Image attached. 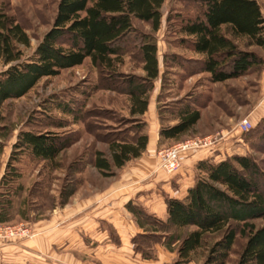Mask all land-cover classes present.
<instances>
[{
  "label": "trees",
  "instance_id": "trees-1",
  "mask_svg": "<svg viewBox=\"0 0 264 264\" xmlns=\"http://www.w3.org/2000/svg\"><path fill=\"white\" fill-rule=\"evenodd\" d=\"M163 1L58 0L51 26L30 57L22 61L17 45L27 46L28 36L12 17L0 14V63L8 65L0 71V105L24 95L41 78L79 65L86 58L104 71V77L116 78L117 64L126 53L123 44L133 40L143 74L126 77L125 94L129 114L141 115L152 82L158 76L157 54L153 37L139 31L133 21L148 22L151 31H156ZM181 1L184 12L175 16L181 33L178 41L197 56L164 54L165 67L171 59L184 76L205 73L208 81L220 82L263 63L254 51L241 49L236 43L237 38H245L247 44L264 50V16L256 0ZM189 6L192 13L186 12ZM178 102L179 106L171 112L176 123L160 127L159 138L176 139L199 118L193 101ZM145 143L146 135L136 123L131 140L111 141L107 155L94 151L92 166L104 176L112 175L113 167L119 168L139 156ZM67 144L54 134L20 131L12 147H24L34 157L52 160ZM11 158L0 176V185L7 180L8 173L10 178L16 176ZM195 170L193 182L183 197L164 198V220L140 206L125 204L142 229V233L131 238L134 251L142 259H153L152 244H159L175 252L172 264H186L202 249V264H224L240 237L244 242L236 264H264V172L259 165L248 155H230L219 161L199 160ZM72 193L70 188L66 196ZM9 208L10 202L0 199V223L8 220ZM142 243L147 245L143 247Z\"/></svg>",
  "mask_w": 264,
  "mask_h": 264
},
{
  "label": "rangeland",
  "instance_id": "rangeland-1",
  "mask_svg": "<svg viewBox=\"0 0 264 264\" xmlns=\"http://www.w3.org/2000/svg\"><path fill=\"white\" fill-rule=\"evenodd\" d=\"M57 1L0 0V14L12 17L29 39L27 46L17 45L20 50L19 61L30 57L36 43L51 26ZM256 1L264 16V0ZM188 8L185 9L186 12L192 13L191 6ZM183 10L181 0H164L160 7V24L156 31H151L148 22L133 21L139 31L153 37L159 59L163 53L190 56L188 49L178 41L181 33L178 31L175 16L183 13ZM167 17L170 18L166 19ZM236 43L241 49L254 51L263 59V63L249 68L240 76L220 82L208 81L205 73H197L191 78L183 79L184 73L168 59L169 66L163 70L165 72L163 81H159V91H171L170 98H175L168 100L166 104H163L165 99H160L157 104L159 128L169 126L166 121L175 120L171 112L179 106L178 101L186 96H189L187 100L193 101L194 107L200 110L201 118L195 134L186 131L176 139L158 138L153 150L156 168L162 170L158 166L157 157L160 150L186 139L213 136H201L197 132H212L213 128L224 129L233 125V143L227 151L222 148L224 153H227L225 157L248 155L264 172V50L247 44L245 38H237ZM135 44L133 40L123 44L126 53L117 64L115 71L119 74L116 78L104 77V71L93 66L86 58L77 66L61 69L53 76L41 78L24 95L7 99L0 105V176L10 156V165L16 175L10 178L8 173L7 180L0 185L1 201L7 199L10 202L8 220L1 223L22 224L33 234L12 240L17 245H24L19 248L25 250L21 252L22 256L30 261L41 257L44 261L51 262L53 254H69V204L112 181L117 168H112V175L100 174L92 166L94 151L107 155L111 141L131 140L136 123L141 126L142 133L147 131L144 119L129 114V101L125 94L126 77L143 74ZM7 66L0 63V71ZM164 105L167 106L166 109L163 108ZM153 115L148 114V121L154 120ZM243 118H247L252 126L246 132H239L236 126ZM20 131L54 134L68 144L52 160H42L34 157L24 147H12ZM211 147L212 144L195 151ZM212 153L215 154L216 151ZM184 157L182 154L179 167L175 171H164L171 187L175 188L178 184L176 174L182 169ZM189 167L194 177L196 170L193 165ZM70 188L73 193L66 196ZM165 197L168 196L163 194V198ZM124 208L128 211L125 205ZM102 223L108 238L118 243L115 230L108 222ZM255 223L258 224L259 221L256 220ZM77 232L81 234L83 230ZM135 234L137 233L129 238L133 252L135 251L131 238ZM49 236L51 240H48L47 247L52 254L44 252L40 255L34 243ZM243 242V238L236 239L224 264H236ZM146 243L140 245L145 247ZM157 245L159 244H152L154 253ZM204 255L205 252L199 249L193 254V259L202 264ZM173 260L167 264H172Z\"/></svg>",
  "mask_w": 264,
  "mask_h": 264
},
{
  "label": "crops",
  "instance_id": "crops-1",
  "mask_svg": "<svg viewBox=\"0 0 264 264\" xmlns=\"http://www.w3.org/2000/svg\"><path fill=\"white\" fill-rule=\"evenodd\" d=\"M188 51L189 57L197 56L190 50ZM163 55L164 53L160 59L157 56L158 76L153 80L152 88L148 92L146 109L141 115L136 116L141 117L147 123L144 150L139 156L125 162L127 165L123 164L117 168L112 181L106 186L91 190L88 194L76 198L69 204V254H53L51 262L44 261L41 257L30 261L22 256L21 252H25V250L19 247H24V245H17L15 241H8V243L0 241V264H167L175 258V252L167 251L160 245L156 246L153 259H142L133 252L129 238L134 233L142 232V229L136 225L133 216L125 210L124 205L130 202L140 206L146 213L152 214L156 218L166 219L163 194L173 198L183 197L187 187L193 182L190 165H193V169H195V164L199 160L219 161L225 158L229 145L231 146L233 143L234 128L233 125H229L224 129L213 128L212 132L211 130L197 132L201 136L211 134L219 136V140L210 149L184 153L182 169H179L176 174L178 184L175 188L171 187L165 172L155 167L153 153L159 138L160 126L156 106L160 99H165L163 104H166L168 100L175 98H170L171 91H164L165 93L159 91L161 74L166 68L162 62ZM196 74L185 76L183 79L191 78ZM188 97L186 96L183 101L189 99ZM163 108L166 109L167 106L164 105ZM148 114L149 116L154 114V120L148 121ZM200 118L201 113L187 132L196 133ZM166 122L170 126L176 123V120ZM222 148H225V153ZM213 151L216 153L213 154ZM103 221L108 222L115 230L118 243L112 242L108 238L105 228L101 226ZM77 230H83V232L78 234ZM48 240H51L50 236L34 243L40 255L44 252L52 254L48 251ZM186 264H199V260L192 259Z\"/></svg>",
  "mask_w": 264,
  "mask_h": 264
},
{
  "label": "built area",
  "instance_id": "built-area-1",
  "mask_svg": "<svg viewBox=\"0 0 264 264\" xmlns=\"http://www.w3.org/2000/svg\"><path fill=\"white\" fill-rule=\"evenodd\" d=\"M251 123L247 118L239 120L237 123V130L239 132H246L251 128ZM218 136L195 137L186 139L182 142H177L170 147L157 152L158 166L166 173H172L180 164L181 155L187 151H195L201 147H208L218 141ZM28 228L22 224L10 225L0 223V241H12L24 237H30Z\"/></svg>",
  "mask_w": 264,
  "mask_h": 264
}]
</instances>
